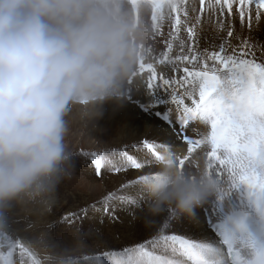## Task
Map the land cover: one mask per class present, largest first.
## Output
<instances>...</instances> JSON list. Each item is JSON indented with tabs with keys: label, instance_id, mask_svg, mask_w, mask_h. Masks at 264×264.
<instances>
[{
	"label": "clouds",
	"instance_id": "clouds-1",
	"mask_svg": "<svg viewBox=\"0 0 264 264\" xmlns=\"http://www.w3.org/2000/svg\"><path fill=\"white\" fill-rule=\"evenodd\" d=\"M150 10L148 0H0V214L20 205L40 217L54 205L74 173L72 126L123 101L154 36ZM229 102L221 85L206 105ZM141 185L144 226L162 228L196 217L223 179L207 163L181 167L165 148Z\"/></svg>",
	"mask_w": 264,
	"mask_h": 264
},
{
	"label": "bare ground",
	"instance_id": "bare-ground-1",
	"mask_svg": "<svg viewBox=\"0 0 264 264\" xmlns=\"http://www.w3.org/2000/svg\"><path fill=\"white\" fill-rule=\"evenodd\" d=\"M184 2L189 6V16H191L192 13L190 9L193 4H195L197 8L196 0H184ZM215 2L216 0H207L205 4L206 7L203 11L197 13L201 16V23L197 25V44L194 46L197 47L200 52L207 49L209 55L212 52L219 53L222 43H225L226 47L230 43L231 47H227V54L239 56L241 53L237 47L239 44V39L237 37L250 38L253 42H264V11H262V9L261 18L259 22H257L256 5L250 4L247 6L251 10V28H249L248 16H245L246 19H244L243 23L240 19L239 9L242 7L240 0H231V13L229 12L227 4L224 5L223 12L219 9L214 12L211 11L208 8V4ZM177 3L179 4V0H177ZM165 9L166 8L162 11H165ZM177 17L180 21L185 19L183 12H173L171 20H169L166 15L164 19L160 21L158 27L154 29L155 32H157L154 36L156 43L162 41L163 44L157 45L149 43L145 59L143 60L144 64H151L156 72L163 74L165 78L181 76L183 75L184 66L191 67L187 62H183L179 67V71H177L167 63L168 58H174L182 54L180 47L182 41L191 43L188 41L187 31L175 23ZM221 24L223 27L220 26ZM164 25H166L165 30ZM174 25V33L171 32V34H169L168 31L171 29V26ZM229 27H231L234 33L232 38L227 36ZM162 29L164 30V34L159 31ZM178 29L179 31H177ZM169 43L172 45L171 49L168 47ZM233 49H235V53H233ZM165 53H167V58L165 57ZM183 54H189L186 48ZM221 55H224V53H221ZM244 58L251 59V57ZM162 59L165 60L164 64L160 63ZM256 59L257 62L264 63V56H262L258 49L256 51ZM213 63L223 70V66L219 61L214 62L208 60L207 66L211 67ZM203 66L202 62L201 67ZM150 73L151 71L144 76L138 75L135 77L132 85L128 84L127 90L130 91L132 99L129 98L126 90V95L122 102L119 104H106L104 106L103 116L94 123L74 124L67 138L69 147L74 153V174H76L77 180L79 179L81 181H79L81 185L85 182H92L97 185L96 189L90 194L84 192L80 187L81 190L77 194V197H75L80 205L81 218H84V220L86 219L84 221L85 225H92L95 229V236L93 237V243H96L97 247L95 255L97 260L95 264H102L103 262L113 264H165L161 258L169 261L170 264H178V262L183 261L192 264L187 256L177 252L179 246L176 242H169L168 245L164 246L159 239L157 242L151 241L153 237L171 235H176L178 238H185L186 241H195L199 244L200 249L206 257L217 261L221 259V262L225 263V261H223V258H225L224 250L218 244L216 237L209 230L207 220L210 219L213 214L212 202L215 200V197H219V192L221 191L220 193H223L227 198L230 193L233 192L232 185L226 182V179L228 180L226 172L222 177L223 185L216 196L207 203L206 209L202 207L197 210L196 217L175 218L172 219L167 226L162 228H146L144 226L143 206L147 202V196L141 185V177L154 170L156 160L153 152L150 149H145L141 144L145 143V141L153 143L156 149L161 153L164 149L161 148L160 145L167 142L171 145V152L176 153L175 157L177 160L179 157L187 155L188 146L178 138V128L176 126H168L167 120L158 118L156 113H163L166 111L167 106H173L174 102L171 101L172 98L178 99L180 93H184L183 96L186 97L196 96L200 88V82H202L197 80L191 84H186L182 90H177L159 82L153 84L149 88L147 80ZM126 97L129 98V101ZM137 100H140L141 103L144 102L146 105L145 111L138 109V105L135 102ZM194 127H197L199 130H205L206 128L204 121L200 120L196 125L188 127V132L192 133ZM87 143H89V145ZM85 146L88 147V150H85ZM113 149L119 153H127V156L131 157L132 160L141 163L142 167L140 169H135L132 167L130 161L121 159L118 156L115 159L118 161L117 166L120 167V171L116 172L111 168H108V170L102 169L101 178H97L95 168H93L90 162L91 158L84 163L85 161L84 159L82 160V158L85 154L82 153H105ZM207 151L208 149L205 145L201 149L194 150L192 159L187 161L186 165H195L197 162L206 163L208 160V158H206ZM216 169L217 167H213L212 171L216 172ZM107 171L112 172L113 176L106 175ZM236 179L237 183H239V176H237ZM79 182L76 184L80 185ZM74 183L72 179L65 180L60 184L58 190L66 191L71 194V191H74L76 185ZM100 187L103 191L97 193L96 191L100 189ZM228 191L230 193L226 194ZM110 192L115 193V198L108 202L116 209L115 216L119 218L118 220H113L103 211L104 208H101L103 201H107L105 197ZM129 194L138 196L140 200L139 205L130 206L127 204V200L124 202L119 200V197H127ZM70 199L72 198L70 197ZM225 200L230 202L229 199ZM107 225H110L109 230L112 232V235L106 239V236L103 235V230ZM7 229L10 230V228ZM0 236L5 237V234L0 233ZM89 242L90 241L86 239L84 245L87 247ZM136 245L140 246V252L142 248H145L143 254L149 257V263L144 260L141 254L135 256L132 254ZM127 254L131 256H127ZM122 256H126V258L123 257L124 259L122 258L121 260L120 258ZM141 257L143 258L141 259Z\"/></svg>",
	"mask_w": 264,
	"mask_h": 264
},
{
	"label": "snow or ice",
	"instance_id": "snow-or-ice-1",
	"mask_svg": "<svg viewBox=\"0 0 264 264\" xmlns=\"http://www.w3.org/2000/svg\"><path fill=\"white\" fill-rule=\"evenodd\" d=\"M152 10V23L153 28H157L158 20L164 19L162 8H168L167 18L172 19L173 12H183L185 19L180 21L177 17L175 23L180 25L187 31L188 41L181 42V55L174 58H168L172 68L179 71V67L183 62H187L191 67H183V75L173 76L171 78H165L163 74H159L153 68L151 64L148 68L151 73L148 77L147 83L149 87L157 82L173 87L177 90L184 89L186 84H191L197 80L203 82V88L199 93L198 98L192 99V107L188 111V118L184 119L182 128L179 131V137L187 143V155H184L179 159L180 166H184L186 161L192 159L197 145L203 143L201 140L192 139L186 133V127L190 122L194 120H202L204 122H210L211 124V151L208 153L207 165L209 170L213 169V160L218 161L216 174L221 178L225 172L228 176L229 185L242 184L247 186L248 189L254 193L259 190V193L264 194V63L257 62L256 51L257 49L264 56V42H253L250 38H239L238 48L241 55L227 54V47H231L229 43L226 47L225 43L220 45V52H212L210 55L205 49L200 52L194 45L197 44V25L201 23V16L197 14L202 12L204 8V0H200V8L197 9L195 4L191 7L192 13L189 16V6L184 0H168L167 5L162 4V0H148ZM228 5L229 12L232 10L231 0H216L215 3H209L208 8L211 11L219 9L223 12L224 5ZM240 19L243 23L245 16H248L249 28H251V10L247 7L250 4L256 5V19L259 22L261 18V9H264V0H240ZM223 27V25H220ZM179 31V29L177 30ZM234 35L233 30L229 27L227 36L232 38ZM169 49L172 45L169 43ZM187 50L188 55H184V50ZM224 53V55H221ZM235 53V49H233ZM167 58V53H165ZM244 57H251V59H245ZM219 61L223 66V70L218 68L215 63L211 67L207 66V61ZM203 62V67L201 63ZM161 64L165 63V60L160 61ZM145 64L141 62L139 69L143 71ZM227 85L230 89V102L221 107H209L206 105V101L210 94L214 93L218 86ZM145 144L149 149L153 151L155 160H157L160 152L156 150V146L153 143L145 141ZM161 148H171V145L167 142L160 145ZM222 150V152H221ZM174 155L175 152H172ZM85 154V153H82ZM91 158V165L95 168V174L97 178H101L102 169L105 167L111 168L116 172L120 171V167L117 166L118 161L116 157L121 159H127L131 162L132 167L140 169L142 164L132 160L127 156V153H119L115 149L105 153H86ZM198 166V162L193 165ZM237 176H239V183H237ZM107 202L115 198V193H108ZM121 202L127 200L128 205H139L140 200L135 194H129L127 197H119ZM105 203L103 211L108 214L113 220L119 218L115 216V211ZM207 208V204L204 205ZM28 221V220H26ZM29 222V221H28ZM160 240V242L166 246L169 242H176L178 244L177 252L191 257L192 246L189 242H186L185 238H178L176 235L153 237L151 241ZM150 241V242H151ZM73 251H76L74 249ZM3 252H0V256H4ZM7 257L13 255L12 251H7ZM156 256V255H155ZM159 257V256H157ZM161 258V257H160ZM165 264H170L169 261L162 259ZM5 264H13L12 259H6ZM178 264H188L187 261L178 262Z\"/></svg>",
	"mask_w": 264,
	"mask_h": 264
},
{
	"label": "rangeland",
	"instance_id": "rangeland-1",
	"mask_svg": "<svg viewBox=\"0 0 264 264\" xmlns=\"http://www.w3.org/2000/svg\"><path fill=\"white\" fill-rule=\"evenodd\" d=\"M196 6L198 9L200 8L197 3ZM262 11H264V9H262ZM165 26L166 25H164V30ZM164 30L162 29L159 31L164 34ZM174 30L175 25L171 26V29L168 31V33H174ZM154 34H157L155 30ZM150 43L157 45L163 44L162 41H160V43H156L155 36H153V40H151ZM141 105H145L144 102H142ZM139 108L140 106L138 105V109ZM160 118L167 120V118L163 116ZM87 144L89 145V143ZM144 144L145 143H142L141 146L145 149H149L147 145ZM85 150H88V147H86ZM86 153L82 158V160L84 159L85 161H83L84 163H86L90 159V157H88ZM104 169L108 170V167H105ZM106 175L112 177L113 173L107 171ZM72 180L75 182L74 184L80 181L79 179L77 180L76 174L74 173L72 176ZM80 182V185H75L74 191H71V194L66 191L58 190L56 202L43 216L38 217L37 215L30 213L20 205L11 208H4L2 214H0V233H4L5 237L0 236V252H3L5 255L0 256V264H5L6 259H12L13 264L96 263L97 258L95 257V255L97 247L96 243H93L95 229L92 225H85L84 221L86 219L84 220V218H81L80 205L75 198L81 190L80 187L82 188ZM101 191H103V189H101L100 187V189H98L96 192L98 193ZM70 197L74 201L70 199ZM216 198L219 197H215V199ZM106 202L107 201H103L101 208L105 207ZM214 203L212 202L213 206ZM107 204L110 208H113L114 211H116L111 203L107 202ZM26 220H28L29 222ZM109 226L110 225H107L104 230L102 229L103 235L106 236V239L108 237H111L112 235V232L109 230ZM7 228H10V230ZM86 239L90 241L87 247L84 245ZM74 249H76V251H73ZM140 249V246L136 245V251L134 250L132 254L134 256L141 254L144 257V260L149 263V257H146L143 254V250L145 248H142L141 252ZM12 250L13 255L11 257H7V251ZM129 254H127V256H131ZM123 257L126 258V256H122L120 259L122 260ZM143 257H141V259ZM102 264L113 263L103 262Z\"/></svg>",
	"mask_w": 264,
	"mask_h": 264
}]
</instances>
